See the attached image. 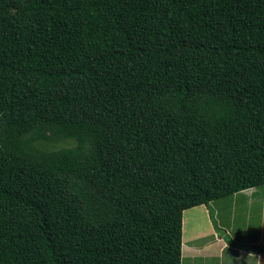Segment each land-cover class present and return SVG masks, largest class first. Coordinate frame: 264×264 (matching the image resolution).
<instances>
[{
	"label": "trees",
	"instance_id": "16d2710c",
	"mask_svg": "<svg viewBox=\"0 0 264 264\" xmlns=\"http://www.w3.org/2000/svg\"><path fill=\"white\" fill-rule=\"evenodd\" d=\"M257 186L264 0H0V264H181Z\"/></svg>",
	"mask_w": 264,
	"mask_h": 264
},
{
	"label": "crops",
	"instance_id": "0c3cea01",
	"mask_svg": "<svg viewBox=\"0 0 264 264\" xmlns=\"http://www.w3.org/2000/svg\"><path fill=\"white\" fill-rule=\"evenodd\" d=\"M251 196L256 197V192H251ZM264 196V194H263ZM227 197V196H226ZM213 202V201H212ZM263 204V201L261 202ZM203 205V204H202ZM207 209V206H196ZM208 213V230L198 231L197 236H186L187 252H194L195 257L198 252H202V257L206 260L205 264H261L262 254L264 253V226L254 227L255 234L253 239L247 240V231L244 229L243 238L239 239L237 233L233 232L234 226L231 214L225 219L219 218L220 213L217 212L216 226L213 225L209 211ZM195 220H199L198 215H192ZM194 222L191 226H185L184 219L182 221V232H186L190 228L192 235L193 228L197 226ZM241 233V232H240ZM196 242V244H195ZM236 243L242 244L240 247ZM244 245V246H243Z\"/></svg>",
	"mask_w": 264,
	"mask_h": 264
},
{
	"label": "rangeland",
	"instance_id": "374dc122",
	"mask_svg": "<svg viewBox=\"0 0 264 264\" xmlns=\"http://www.w3.org/2000/svg\"><path fill=\"white\" fill-rule=\"evenodd\" d=\"M251 192H256V197L251 196ZM262 201L263 204H261ZM210 210L213 211V219L217 221L219 218L225 219L231 214L233 219L231 225L234 226L233 232L237 233L239 239H242L244 237L242 233L244 229H246L248 235L247 240L250 241L255 234L256 228L254 227L264 226L263 186L241 190L227 197L214 200L208 204L205 210L196 206L184 210L182 213V221L184 219L185 226L187 225L189 227L193 225L194 222L196 223V221H198L197 226L199 227L195 226L193 228L192 235L190 228L186 232H182L181 264H205L206 260L202 257V252H198L199 255L196 257L194 252H187L186 236L189 233L190 236L195 237L198 231L208 230V226L210 225L208 224L207 212ZM217 212L220 213L219 218H217ZM193 214L198 215L199 220H195L196 217L194 218L192 216ZM236 245L242 246V244L239 243H236ZM261 260V264H264V253L262 254Z\"/></svg>",
	"mask_w": 264,
	"mask_h": 264
}]
</instances>
